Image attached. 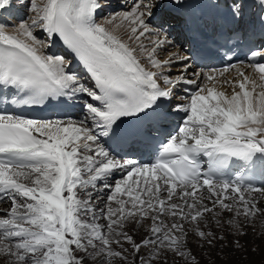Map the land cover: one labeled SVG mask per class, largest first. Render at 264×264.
Masks as SVG:
<instances>
[{"label":"snow or ice","instance_id":"snow-or-ice-1","mask_svg":"<svg viewBox=\"0 0 264 264\" xmlns=\"http://www.w3.org/2000/svg\"><path fill=\"white\" fill-rule=\"evenodd\" d=\"M210 3L235 26L221 33L215 55L234 51L256 28L264 40V0ZM103 7L102 0H0V14H31L19 25L0 22V91L12 92L0 105L78 106L83 114L40 120L0 110V202L10 205L0 209V264H201L196 249L242 253L249 229L264 239V186L239 171L259 164L264 173V45L238 61L251 74L232 63L198 72L195 53L156 58L170 43L164 14L187 0H135L119 23L116 14L100 23ZM125 22L138 47L117 34ZM145 36L156 37L150 50ZM57 40L91 87L70 71L71 60L47 51ZM173 63L183 64L177 78L163 71ZM232 69L239 79L227 78ZM181 113L177 131L166 134L162 122ZM140 137L157 141L151 164L124 158L110 143ZM115 173L122 175L112 181ZM132 224L145 228L139 241L127 230Z\"/></svg>","mask_w":264,"mask_h":264},{"label":"bare ground","instance_id":"bare-ground-1","mask_svg":"<svg viewBox=\"0 0 264 264\" xmlns=\"http://www.w3.org/2000/svg\"><path fill=\"white\" fill-rule=\"evenodd\" d=\"M37 2H41V0H37ZM127 2L128 3L131 2L133 4L135 2V0H127ZM116 22L119 23L118 17H117ZM121 28L117 30V34L120 35L121 38L126 41V40H128V38H123V36L121 34ZM14 31H15V29L9 30V32H14ZM148 38L149 37H147V36L144 37V39H145L144 44L151 42V40H149ZM153 41H155V40H153ZM169 41H170V43L168 45H164V46L160 47L159 49H157V52H156V58L157 59H159V55H163L161 60L168 59L170 54L176 53V51H170L169 53H167V51L169 50L170 44H172L174 42L171 40H169ZM132 44H134V43H132ZM132 44H131V46L137 47L135 44L134 45H132ZM149 50H150V48H149ZM183 51H184V48H181L180 50L178 49L179 56H186V54ZM142 63H144L146 65V67L152 68L151 65H149L145 59H142ZM173 64H179L174 68H170V69H172V71L177 72L176 75H174V77H173V78H177L181 72V67L183 68V64H181V63H173ZM180 65H182V66H180ZM179 66H180V68H179ZM165 69H163V70H165ZM246 72H249V74H251L250 69L247 70ZM234 74L235 73L229 74L227 76V78L229 80H232L234 78L239 79V77L237 75H234ZM188 75L190 76L191 73L189 72ZM256 75H257V82L259 83L258 74H256ZM83 79L88 84V86L91 87V85L88 83V80L86 79V77H83ZM221 81H223V79ZM211 86H213V85H211ZM211 86H209V87H211ZM216 86H217L218 90H220V88H221V91H224L226 94H228V95L232 94L233 89L231 87L224 85L223 83L216 85ZM237 90H239V89H237ZM256 91L258 92L259 89L257 88ZM254 96H255V93H254ZM76 108H77L76 115H73L70 118L75 119V120L83 119V114L81 112V109L78 106H76ZM115 174L113 176L115 179L112 178V181L120 179L119 177L117 178ZM106 194L108 195V192L106 190L103 193H101V195L104 197H107ZM256 195H257L258 199H262L258 193H256ZM9 207H10L9 204H6V203L0 204V209H5V208H9ZM261 207H264V203L261 204ZM3 215H4V213L0 212V217H2ZM127 230L129 231V234L133 235L134 238L138 241L146 235L145 228L143 225L137 226V225L132 224V225L128 226ZM249 233H250L249 237L241 238V242L246 245V250L243 251L242 253H237V252H232V251H230V253H229V250H226L224 253H217L216 252V255H214L215 253L212 252L211 256H209V251L207 250V248H205L203 250L196 249L197 255H200L201 251L203 253L202 258H201V264H204L205 260L207 261V264H217V263H219V264H232L233 261H235L236 264H264V239H262L259 235L252 236L251 235V229H249ZM190 241H191L192 246L194 247L195 246V240L190 237ZM218 257H219V259H218Z\"/></svg>","mask_w":264,"mask_h":264},{"label":"rangeland","instance_id":"rangeland-1","mask_svg":"<svg viewBox=\"0 0 264 264\" xmlns=\"http://www.w3.org/2000/svg\"><path fill=\"white\" fill-rule=\"evenodd\" d=\"M135 3V2H134ZM133 3V4H134ZM133 4L131 3V2H127V0H117V3H113V10L111 11V12H108V13H106V14H104V15H102L101 17H100V21L101 22H105V20L106 19H108L109 17H111L113 14H116L117 15V17L119 18V16L121 15V14H123V13H127V12H130L131 10H132V7H133ZM26 10H24V13H26L25 12ZM30 16H31V14L29 13V16L27 15V17L28 18H26V20L25 21H28V19L30 18ZM20 24V23H19ZM38 34H40L39 32H38ZM121 34H122V36H123V38H128V36L130 35V29H129V27L127 26V22H125L124 23V25L122 26V28H121ZM146 37V36H145ZM147 37H149L148 39L149 40H151V42L150 43H147V44H144L145 42V39H144V37L142 38V40H141V43H143L145 46L147 45V47L148 48H150L151 49V47L153 46V44H152V42H153V40H156V37L155 36H147ZM151 38V39H150ZM154 38V39H153ZM125 42H129V43H134L137 47H138V42H136L135 40H132V41H129V40H126ZM134 44H132V45H134ZM167 53H169L168 51H167ZM162 57H163V55H159V59L161 60L162 59ZM177 65H179V64H173L170 68H174V67H176ZM180 66H182V65H180ZM180 66H179V68H180ZM183 68L181 67V71H183L182 70ZM172 70V69H171ZM174 75H176V74H174ZM174 75L172 76V78L174 77ZM114 178V177H113ZM115 179V178H114ZM109 183H112V181H109ZM106 196H107V194H106ZM104 197V196H103ZM104 198H106V197H104ZM213 253H215L214 255H216V252L215 251H213ZM229 253H230V250H229ZM230 255V254H229ZM230 257V256H229ZM248 258V257H247ZM206 261V260H205ZM232 262V261H231ZM263 263V262H262ZM217 264H219V263H217Z\"/></svg>","mask_w":264,"mask_h":264}]
</instances>
